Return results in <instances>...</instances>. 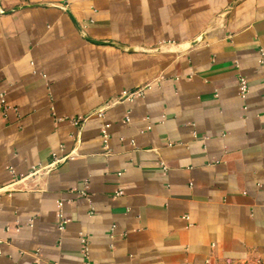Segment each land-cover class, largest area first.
<instances>
[{
	"label": "crops",
	"instance_id": "obj_1",
	"mask_svg": "<svg viewBox=\"0 0 264 264\" xmlns=\"http://www.w3.org/2000/svg\"><path fill=\"white\" fill-rule=\"evenodd\" d=\"M263 46L264 0H0V264H264Z\"/></svg>",
	"mask_w": 264,
	"mask_h": 264
},
{
	"label": "built area",
	"instance_id": "obj_2",
	"mask_svg": "<svg viewBox=\"0 0 264 264\" xmlns=\"http://www.w3.org/2000/svg\"><path fill=\"white\" fill-rule=\"evenodd\" d=\"M261 54L264 55V46L261 48ZM238 88H239V92H240V95L243 97L247 90H248V87H247V84H246V80L245 78L243 77H240L239 80H238ZM124 95H130L132 94V92H129V91H125L123 92ZM7 104H6V99H5V96L4 94L1 92L0 93V110L2 113H5L6 109H7ZM75 123L79 122L80 119L78 118H74L73 120ZM100 132H101V141L103 143V146L104 147H108V138H109V133H108V124H103L101 126V129H100ZM60 220L58 222V228H62L63 227V224H64V219L62 218V216H60ZM35 264H40L39 262H35Z\"/></svg>",
	"mask_w": 264,
	"mask_h": 264
}]
</instances>
